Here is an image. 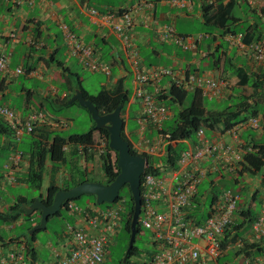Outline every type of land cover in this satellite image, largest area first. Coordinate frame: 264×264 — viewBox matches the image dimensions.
<instances>
[{"label": "crops", "instance_id": "0c3cea01", "mask_svg": "<svg viewBox=\"0 0 264 264\" xmlns=\"http://www.w3.org/2000/svg\"><path fill=\"white\" fill-rule=\"evenodd\" d=\"M16 1L22 0H0V53L7 58V69L0 72V104L15 109L21 115L35 110L31 109L35 106L36 109L40 108L45 112L48 117L55 118L50 112L51 106L45 98L51 101L58 97L61 99L63 92L68 95L69 91H61L60 82L65 79L69 81L70 76L74 74L71 72V64L79 65L77 59L68 55L61 39L59 24L63 22L84 44H90L95 49L101 61L110 63L112 74L106 77L104 84L100 85L101 90L112 91L117 85L122 84V91L127 90L131 93L125 114L122 117L123 135L137 155H146L156 160L164 156L165 150L162 147V151H159L156 132L150 126H146L143 132L140 130L138 118L142 111L138 101L133 98L134 82L117 36L108 28L91 20L87 16V8H94L100 12L126 10L133 13L132 42L140 51L145 68L154 67L157 70L169 68L173 72L172 76L152 82L148 86L149 91H153L156 86L167 91L173 77L181 78L188 75L204 79L220 77L229 84V89L224 91L225 95L221 99L211 100L214 102L212 106L216 107L222 103L230 105L233 103L236 92L243 89L238 85L239 81L241 84L249 81L253 87H257V81L264 84V60H255L252 50V45L256 43L257 39L264 47V0L257 2L253 7L247 5L245 0H32V5L21 2L19 6L16 5ZM144 1L147 2L145 8ZM230 2L233 5L231 12L235 16L234 19H238V21L234 23L233 19L228 26L225 23V18L212 22L211 13L218 7H229ZM246 11L250 13L251 18L245 16ZM163 25L173 27L178 35L193 39L195 48L183 50L170 42L164 43L160 34V28ZM233 31L237 35H232ZM11 34L15 35V39L11 38ZM28 39H33L37 46L29 45ZM59 53L65 57L62 63L67 73L62 72L50 62L52 61L51 57H57ZM216 60H218V64H216ZM20 67L23 68L24 74L14 76L13 71ZM27 69H30V72H27ZM20 77L38 79L45 89L38 88L36 92L26 89L19 83ZM51 89L56 91L50 92ZM34 94L40 98L38 104L33 102ZM247 94H250V91ZM133 104L137 105V110L134 111L133 116H130V108ZM172 109L170 108L166 121L173 117L174 109ZM131 121H133V125L130 124ZM51 131L54 134L60 132ZM243 134L254 138L258 136V132L254 131ZM211 136H215V133H211ZM32 138L31 135H25L20 141H16L13 132L7 128L3 120H0V212H5L21 197L27 198L15 192L26 191L29 188L24 182L29 168V157L25 155L17 167L8 170L13 181L5 176L7 171H4V166L15 150L30 146ZM97 139L95 133L94 142ZM144 139L150 140L152 148L143 143ZM190 141L192 142V140ZM81 149V146L67 145L64 148V163L47 162L42 180V185L44 180L46 182L45 192L50 184L63 187L67 184L84 183L83 181L88 180L89 176L93 174L101 175L99 154L92 150L93 154L87 160L83 157ZM151 150L154 151V155H150ZM153 163L159 166V162L153 161ZM262 173L247 176L249 181L244 176L239 179L235 173H223L222 175L214 173L210 175L208 181H204L208 185L204 189H207L208 192L214 190L216 195L223 189L241 190V204H238L237 211L250 207L249 204L258 211L264 202V174ZM215 178L216 180H214ZM102 179L104 181L103 173ZM254 179L255 181H253ZM45 192L39 194L44 195ZM213 192L212 195L208 193L203 195L199 200V207L205 206V212L202 218L200 217L201 219L207 216L209 207L215 200ZM87 205L88 208L83 210L89 214L101 209L91 203ZM237 211L233 216V224L238 217ZM67 216L66 223H83L81 217L70 214ZM21 221L25 220L19 219L16 223L20 224ZM31 221L34 223L36 219ZM13 225H0V254L7 253L19 241L24 240L22 235L8 234L7 237L5 236V231L9 232L8 229H12ZM63 234L54 243L47 245L48 257L51 247L62 242ZM235 235L237 236L238 233L233 232L231 237L226 240V242L228 241L227 246L223 249L221 261L217 264H246L242 255L237 254L238 249L244 243L249 244L255 242L256 239L253 238L251 230L241 232V238H237V236V240L234 239ZM114 238L112 243H114ZM145 246L147 249L142 250L145 251L144 253L148 254L154 250V247L149 243V236ZM32 248L35 250L36 260L39 261L43 250L39 247L37 240L32 243ZM254 256L255 253L249 259L262 257L264 253ZM143 259L144 257H132L129 264H143L140 261ZM222 260L225 262L222 263Z\"/></svg>", "mask_w": 264, "mask_h": 264}, {"label": "built area", "instance_id": "2783aa9c", "mask_svg": "<svg viewBox=\"0 0 264 264\" xmlns=\"http://www.w3.org/2000/svg\"><path fill=\"white\" fill-rule=\"evenodd\" d=\"M259 1L261 0H247V3L254 6ZM21 2L32 5V0L16 1V5L19 6ZM143 4L144 8L147 7L146 1ZM86 13L91 20L108 28L117 36L132 72L133 97L139 101L142 108L141 117L138 119L140 130L143 132L146 126H150L156 132L157 143L165 148V144L171 141H166L169 136H163L161 129L168 118L169 110L155 98L156 91H149L148 86L162 76H172L173 72L169 68L142 71L138 53L132 42L134 16L131 11L100 12L87 8ZM152 23L156 25L153 21ZM60 28L71 57L77 59L85 70L110 76V67L98 58L90 44H84L66 25H61ZM160 34L162 41L170 42L183 50L195 48L193 39L178 35L169 25H163ZM11 38L15 39V35L11 34ZM27 43L37 46L33 39H28ZM252 50L255 60H264V49L260 45H252ZM6 69L7 58L0 53V72ZM22 74L24 71L21 68L13 71L14 76ZM175 83H183L187 87L197 86L209 98L218 95L227 85L220 77L201 79L193 75L188 78H176ZM61 96L65 97L66 94ZM45 115L33 110L22 117L17 111L0 105V118L13 132L16 141H20L25 135H33L42 125L54 131L66 127V123L53 118L47 119ZM258 120L259 118H250L228 130L225 134L230 135L231 141L215 137L208 140L202 130H199L195 144L184 141L186 148L180 153L174 168L166 169L161 167V164H151L154 169L159 170L157 176L152 173L144 174L149 166L147 162L139 185L141 207L138 222L142 229L150 233L149 243L154 250L148 253L149 256H146L143 264H217L223 253L221 236L232 222L241 196L231 189H223L201 223H196L189 217L192 199L196 195L198 185L206 180L208 173L222 175L236 172L238 164L243 162L244 153L253 150L251 145L241 139V135L247 129L258 130ZM143 143L152 148L150 140L144 139ZM106 146V139L100 137L94 142L92 150L100 155ZM207 153L212 155L211 161L206 159ZM111 154L114 156V151ZM152 154L154 155V151L151 150L150 155ZM23 157L21 151L15 150L4 166V171H7L5 176L10 181H13V177L8 170L17 167ZM111 205L89 214L74 202L64 204L63 210L67 214L81 217L83 223H66L62 242L51 247L49 260L40 264H105L108 257L106 249L122 228L125 209L124 200ZM251 233L256 240L264 236V202L251 226ZM239 244L240 242L238 246ZM27 251L26 244L19 241L7 253L0 254V264H34ZM246 264H264V256L248 259Z\"/></svg>", "mask_w": 264, "mask_h": 264}, {"label": "trees", "instance_id": "16d2710c", "mask_svg": "<svg viewBox=\"0 0 264 264\" xmlns=\"http://www.w3.org/2000/svg\"><path fill=\"white\" fill-rule=\"evenodd\" d=\"M245 1L247 3V0H245ZM247 5H249V4L247 3ZM249 6H251V5H249ZM232 7H233V5L231 2H230L229 7L228 6L227 7H218V9L215 10L214 12H212L210 15V17L213 19L212 22L219 21V20H222V18H225L226 25L228 26L229 24H231L230 21L235 18V16L231 12ZM234 20H235L234 23H236L238 21V19H234ZM228 21H229V23H228ZM61 25H66V24L63 22L59 24L61 39L63 40L62 31L60 28ZM66 26L68 27V25H66ZM37 28H39V27H37ZM69 30L72 31L70 28H69ZM174 31H175V29H174ZM233 32L234 33H232V35H237L235 31H233ZM240 35H242V34H240ZM132 37H133V35H132ZM258 41L259 40L257 39L255 41L256 43H254V44H258V45H260V47H262L264 49L262 44ZM163 42L165 43L166 41H163ZM63 44H64V40H63ZM32 46L36 47L35 45H32ZM64 46H65V48H67L65 44H64ZM134 49L138 53V59H139V62L141 64V67L143 69L142 70L143 72L144 71L145 72L159 71V70L155 69L154 67L145 68V66L143 65L142 57L140 55V51L138 50V48L135 47V45H134ZM66 51H67V49H66ZM94 52H96L95 49H94ZM51 60L52 61H50V62L52 64H54L59 69H61L62 72L67 73L65 67L63 66L61 59H58L57 57H51ZM217 61L218 60H216V64H218ZM50 62H48V63H50ZM108 66L110 67V75H111L112 74V67H111L110 63H108ZM20 68L23 69L22 67H20ZM26 71L30 72V69H27ZM129 71H130V69H129ZM130 74L132 76L131 71H130ZM73 75L75 76V79L77 80V82L80 83V78L77 75V73H74ZM188 76H191V75H188ZM188 76H185V77L188 78ZM193 76H195V75H193ZM163 77H166V76H162L160 78H163ZM195 77L201 78V77H197V76H195ZM160 78H158L157 80H155L153 82H158L160 80ZM175 79H176V77L172 78V83H170V86L168 87L167 91H165V89L163 90L160 86H156L155 89L153 90V91H156L155 98L159 101L164 102L165 103L164 105H166V107L168 108L169 111H170V108L174 109L172 122L169 123L168 122L169 120L165 121L162 124V129H161L162 130L161 133L163 136L164 135L169 136V138L166 139V141H171V143L165 144V148H164L165 154H164V156H162L159 159L157 158L156 160H154V159H152L146 155H141L143 157H146L147 162L149 164V166L145 170L144 174L152 173L153 175H156V176L159 175V170L154 169L151 166L153 161L159 162V164H161V167H163V168H166V169L174 168L176 166V162L178 160L180 153L186 148L184 141H187L191 144H195L197 142L196 135H197V132L199 130H202L204 137L208 140H212L215 137V138H219V139L224 138L226 140L231 141L230 135H227L225 133L228 130H232L239 123L245 122L250 118H259V120H258L259 121L258 122L259 129L254 130V132H258V136L254 138V137H251L250 135L246 136L247 134L241 135V139L247 145H251L253 150L250 152L244 153L243 162L238 164L239 166H238V169L236 170L235 174H237L238 178L241 179V178H243L242 176H244V175L254 176V175L258 174L259 172H261V170L264 168V84L262 85V82L260 83L257 81L256 82L257 87H253V86H251V82H249V81L245 82V84H241V81H239L238 85H240L241 88H243V89L240 90L239 92H236L235 98H234L233 103L231 105L228 103H222V104H220V106L216 105V107H213L211 104L209 107H206L205 98L208 101H210L211 103H214L213 101H211L212 99H221L225 95L224 91L226 89L227 90L229 89V87H228L229 84H227L224 88H222L218 95L212 96L211 98H209L208 96L203 94V91L201 88H198L197 86H192V85L187 87L183 83L177 84V83H175ZM201 79H204V78H201ZM205 79H208V78H205ZM63 82L62 83L60 82L61 91H69L70 93L68 95H66L65 97H61V99H59V97H58L55 100L50 101L48 98H45L47 103L52 108L55 105H59V106L60 105H65V106L68 105V101L74 95L75 91L79 90L82 92L83 97L85 99L92 102V104L97 108L100 115H105V114L111 113L119 106H121V111H120L121 118L125 114V108L129 102V99H130L129 95L131 93H129V91H127V90L122 91V84L117 85L114 88V90H112V91H107L106 89L105 90L103 89L95 95H90L84 89H82L79 85L76 88L72 89L70 86H68L69 85L68 79L63 80ZM150 84H152V82ZM64 85L68 88L65 87L66 89H64ZM262 86H263V88H262ZM249 91H250V94H247V92H249ZM61 94H62V92H61ZM132 95H133V92H132ZM134 99L137 100L136 98H134ZM52 101H54V102L52 103ZM138 104L141 108L139 101H138ZM42 106L43 105L41 104V107ZM51 107H50V109H52ZM31 109H35L36 111L43 112L40 108L36 109L35 106L32 107ZM13 110H15V109H13ZM84 110L88 113V111L86 109H84ZM141 111H142V108H141ZM43 113L45 115V112H43ZM26 115H28V114H26ZM26 115L20 114V116H22V117H25ZM88 115L90 116L89 113H88ZM45 116L47 119L51 118V117H47V115H45ZM140 117H141V115H140ZM53 119H56V118H53ZM0 120L2 121L1 118H0ZM3 123L5 124L4 121H3ZM92 124L93 125H92L91 129L86 133H84V134H71V135H68L66 137L61 136L60 134L52 133V131L46 126L42 125L41 127H39L37 129V132L34 133L33 135H31L33 138L31 139L30 146H28L27 148L21 147L19 150L24 154V156L27 155L29 157V168L27 171V175L24 179L25 180L24 182H26L27 186L31 189H34V190H40V188L42 186L43 174H44L47 162L64 163V161H65L64 148L67 145H73L75 147L81 146L82 147L81 152H82L83 157H85L87 160H89L93 154L92 148H93V144H94V134L95 133H96L97 138L102 137V138L106 139V142H107V146H106L104 152L101 153L99 156H100V162H101V170H102V173L104 175L103 184H105V185L110 184L116 178V176L119 173V170L117 168V154L115 152H114V156H112V154H111L112 151L108 147V133H107V131L104 129L95 130L94 129V123H92ZM7 128H9V127L7 126ZM123 129H124V125L122 128L121 136L124 140H126V138L123 135ZM249 131H251V130L247 129L245 131V133H247ZM211 133H215V136H211ZM190 140H192V142ZM130 152L134 155H137L131 149V147H130ZM212 158H213L212 155L210 156V154H208V153L206 154V159L211 161ZM211 174H214V173H208L207 174L208 176H207L206 180H204V181H208ZM204 181L198 185L196 195L192 199V207L190 208L191 210H189V212H190L189 217H191L193 220H195L196 223H201L206 219V217L204 219H201L202 215H204V212H205L204 211L205 206H203L202 208L199 207L200 198L207 193L212 195V192L214 191V190L213 191L210 190L208 192L207 189H204L203 192H200V187L203 185V183H205ZM83 182H91V181L88 179V180L83 181ZM77 184H81V183H76L73 185L67 184L63 187H57L53 184H50L47 187L45 194L44 195L39 194L37 199H39L45 205L49 206L52 204L53 198L58 191L68 190ZM124 187H126L128 189L129 196L124 198V197L120 196V193H119V196H118V199L116 200V202H118L120 200H124L125 209H124V213L122 216V232L125 235V242H126V249H127L128 241H129V237H130V222H131V218H132V214H133V201H132V197H131L129 187L127 185ZM215 187H217V186H215ZM236 191L239 192V194L242 196L241 190H236ZM218 194L216 195V192H213V196H215V198L218 196ZM35 199L36 198L28 199V198L21 197L16 202H14L11 206H9L5 212H0V225L15 224L19 219H24L25 221H27L29 223V227H28V232H29L30 229H32L35 225H37L39 223L38 219L34 218L33 215L38 212L39 220H40V212L37 211V212H34L33 214H31L30 216H26L24 208H27ZM68 202H74V200L66 201V202H64V204H66ZM62 206H61V209H63ZM78 206H80V205H78ZM85 206L86 205L82 206V209H86ZM107 206H109V205H107ZM249 206L250 207L245 208L244 210H238V211L236 210L237 211L236 214L238 215V217H237V220L235 221V224H233V220H232V222L225 228V230L221 236V240H220L221 244L220 245L222 247V250L226 248L227 242H228V241L226 242V240L229 237H231V234H233V232H235L236 234L238 233V235H237L238 237L236 235L234 237V239L237 240V238H241V236H240L241 232L248 230V228H251L252 224L254 223V221L257 217V213L260 210L261 205H260L258 211H256V209H253L251 204ZM210 207H209V209H210ZM206 209H208V208H206ZM57 215H59V212L55 216H57ZM32 219H36V221L34 223H32V221H31ZM136 229H137V235H136V237H137L138 235H140L141 232H143V229L141 228L139 222L136 226ZM41 231H45V228ZM38 232L39 231L34 232L32 235H28V233H27V234L21 236L24 238V240H22V241H24V243L26 244V248L28 250L27 254L32 259L34 264H37L38 261L36 260V253H35V250L32 248V243H34L37 240L36 234ZM149 235H150V233L148 232V236ZM262 243H264V236L260 240H256L255 242H252L249 244L244 243L238 249L237 254L242 255L244 260H248L250 257H252V255L254 253H255V256L263 254L264 253V246H262ZM113 244L114 243L110 244L106 250L108 251V249ZM144 252L145 251H142L141 249H139V247H137L135 245V242H134V245H133L131 251L129 252L127 259H126V262L124 264H129L130 259L132 257H139V258L144 257V259H145L146 256H144V255L147 253H144ZM122 257H123V254H122ZM108 259H109V256L107 257V260ZM144 259L140 260V261L144 262ZM220 261H221V257L219 258V260L217 262H220ZM224 262L225 261L222 260V263H224ZM117 264H123V258L119 259ZM224 264H226V263H224Z\"/></svg>", "mask_w": 264, "mask_h": 264}, {"label": "rangeland", "instance_id": "374dc122", "mask_svg": "<svg viewBox=\"0 0 264 264\" xmlns=\"http://www.w3.org/2000/svg\"><path fill=\"white\" fill-rule=\"evenodd\" d=\"M245 16L248 18H251L250 13L248 11L245 12ZM252 19L255 20L256 18H252ZM15 58H16V54H15ZM57 58L61 59L62 61L65 60V57L62 55V53H59L57 55ZM70 68H71V72L77 73V75L80 78V83H78L74 75L70 76L68 86H70L72 89L76 88L79 85L82 89H84L90 95H95L102 89L100 85L104 84V81L106 80V77H107L104 74H101L99 72H90L88 70H85L83 67L77 64H71ZM56 78L58 79V76H56ZM19 83H21L26 89H32L34 92H36L38 88L45 89L44 85L41 84L38 79L36 80L35 79H25L24 77H20ZM65 87L66 86L64 85V89L68 88V87L66 88ZM55 91H56L55 89L54 90L51 89L50 92L54 93ZM33 99H34L33 102L35 104H38V102L40 101L39 96H37L36 94H34ZM211 104L212 103L205 98L206 107H209ZM135 110H137V105L136 104L131 105L130 116H133V113ZM50 112H52V115L56 119L66 123V127L62 130H59L60 131L59 134L64 137L71 135V134H84L88 132L93 125L92 124L93 122L91 121L90 116L78 104V102H75L74 104L66 105V106L65 105H60V106L55 105L50 110ZM172 120L173 119L171 118L168 122L171 123ZM130 124L133 125V121H131ZM158 147L160 149L159 151L161 152L162 146L159 145ZM263 171H264V168L261 170V173ZM262 174H264V172ZM247 176L249 175H244V178L248 179L249 181L250 179ZM259 177L261 178V175H259ZM89 180H91L92 182H96V183L104 182L102 179V173L101 175L93 174L89 176ZM214 180H216V178ZM253 181H255V179ZM45 185H46V182L44 180L40 191L28 188V190L26 191L19 190V191H16L15 193L24 195L28 199H31V198L37 199L39 193L45 192ZM207 187L208 185L206 183H203V185L200 187V192H203L204 188H207ZM120 196L124 198L129 196V192L126 187L122 188V190L120 191ZM208 200H209V197H208ZM74 202L77 205H80L81 208L82 206L86 205L85 207L87 209L88 203H91L93 205L95 204V197L85 195V196L80 197L79 199L74 200ZM107 205L108 204H102L97 207L106 208V207L112 206V205H109V206ZM33 217L38 219L39 221L38 212L35 213ZM67 221H68L67 213L63 209H60L59 215L53 216L47 221L45 231H39L36 234V239L39 244V247L43 250V254L41 255V257H39V261H38L39 264L42 262H47L49 260V257L47 255V245L49 243H54L57 240V238L63 234L64 229H65V224ZM28 227H29V223L27 221H21L20 224L19 223L14 224L12 229H8L9 232L5 231V236L7 237L8 234L15 235V236L25 235L28 233ZM249 230L250 228H248V230L246 231H249ZM147 238H148V232L143 229V232H141L140 235L136 237L135 245L139 247V249L141 250L147 249L145 246V242ZM107 252L109 255V259L106 262L107 264H117L118 260L124 257V254L126 252V242H125V235L122 232V230H119L118 234L114 238V244L108 249ZM122 254H123V257H122Z\"/></svg>", "mask_w": 264, "mask_h": 264}, {"label": "water", "instance_id": "95a60500", "mask_svg": "<svg viewBox=\"0 0 264 264\" xmlns=\"http://www.w3.org/2000/svg\"><path fill=\"white\" fill-rule=\"evenodd\" d=\"M75 102H78L83 109L88 111L91 121L94 123L95 130L104 129L107 131L108 147L117 154V168L119 173L108 185L96 182H84L68 190H60L55 194L52 204L49 206L45 205L39 199H35L27 208H24L26 216H30L37 211L40 212L39 223L29 230L28 235L43 230L49 218L59 212L64 202L89 195L95 197L96 206L102 204L110 205L118 199L121 189L127 185L133 201V214L130 222L128 247L123 257L124 264L137 235L136 226L138 224L141 207L139 185L141 176L147 166V161L143 156L132 154L128 141L124 140L121 136L123 128V120L120 116L121 106L117 107L111 113L100 115L92 102L85 99L79 90L75 91L74 95L68 101V105Z\"/></svg>", "mask_w": 264, "mask_h": 264}, {"label": "clouds", "instance_id": "9594fccd", "mask_svg": "<svg viewBox=\"0 0 264 264\" xmlns=\"http://www.w3.org/2000/svg\"><path fill=\"white\" fill-rule=\"evenodd\" d=\"M53 131H54V130H53ZM140 156H141V155H140ZM145 158H146V157H145ZM146 161H147V159H146ZM233 191H236V190H233ZM236 192H237V191H236ZM238 193H239V192H238ZM240 196H241V195H240ZM115 202H116V201H115ZM115 202H114V203H115ZM110 205H111V204H110ZM23 242H24V241H23ZM108 256H109V255H108ZM106 262H107V261H106Z\"/></svg>", "mask_w": 264, "mask_h": 264}]
</instances>
